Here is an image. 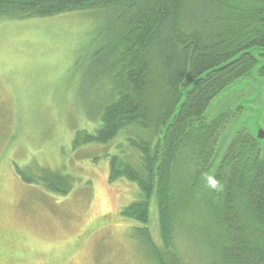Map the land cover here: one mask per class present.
I'll return each instance as SVG.
<instances>
[{
	"label": "trees",
	"instance_id": "trees-1",
	"mask_svg": "<svg viewBox=\"0 0 264 264\" xmlns=\"http://www.w3.org/2000/svg\"><path fill=\"white\" fill-rule=\"evenodd\" d=\"M74 11L99 15L92 40L104 46L93 56L102 59L108 51L99 78L106 88L96 91L89 120L93 128L78 130L74 146L106 145L122 136L119 152L108 154L109 179L125 177L139 187L140 198L121 217L143 224L134 227L136 237L154 263L188 264L178 242L185 235L198 245L205 239L207 264H264L261 140L236 125L238 119L230 136L219 139L223 113L204 116L222 92L252 75L254 48L264 49V0H0V21ZM224 140V155L216 156ZM189 154L197 159L195 175H212L210 189L219 192V203L212 205L219 206L218 216L202 221L201 231L174 211L173 183L183 180L175 165L182 166L183 157L188 162ZM21 175L53 193L71 189L69 177L53 171ZM193 181L198 186L203 180ZM154 200L161 244L149 226Z\"/></svg>",
	"mask_w": 264,
	"mask_h": 264
},
{
	"label": "rangeland",
	"instance_id": "rangeland-1",
	"mask_svg": "<svg viewBox=\"0 0 264 264\" xmlns=\"http://www.w3.org/2000/svg\"><path fill=\"white\" fill-rule=\"evenodd\" d=\"M98 16L74 11L0 21V264H155L136 237L134 227L143 224L121 217L140 198L139 187L125 177L109 179L108 154L119 152L122 136L106 145L74 146L78 130H92L95 93L106 88L99 78L108 51L102 59L93 56L104 46L92 40ZM254 51L252 75L238 79L204 113L206 120L223 113L219 139L230 136L237 119L255 135L264 130V49ZM226 142L216 156L224 155ZM260 143L264 149V139ZM206 147L200 145L204 152ZM190 155L175 165L183 180L173 183L174 211L201 231L202 221L218 216L219 206L212 205L219 192L210 189L212 175H195L197 159ZM46 171L69 177L70 191L53 193L21 175L42 177ZM194 178L203 181L196 186ZM149 226L161 244L155 200ZM186 238L179 235L178 242L188 264H207L205 239L198 245Z\"/></svg>",
	"mask_w": 264,
	"mask_h": 264
},
{
	"label": "water",
	"instance_id": "water-1",
	"mask_svg": "<svg viewBox=\"0 0 264 264\" xmlns=\"http://www.w3.org/2000/svg\"><path fill=\"white\" fill-rule=\"evenodd\" d=\"M257 137L261 140L264 139V130H260V132L257 134Z\"/></svg>",
	"mask_w": 264,
	"mask_h": 264
}]
</instances>
